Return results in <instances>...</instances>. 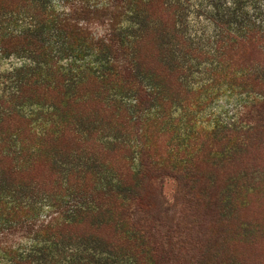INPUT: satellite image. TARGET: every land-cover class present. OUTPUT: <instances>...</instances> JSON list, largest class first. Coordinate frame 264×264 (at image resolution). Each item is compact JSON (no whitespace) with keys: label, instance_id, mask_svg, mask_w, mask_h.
<instances>
[{"label":"trees","instance_id":"trees-1","mask_svg":"<svg viewBox=\"0 0 264 264\" xmlns=\"http://www.w3.org/2000/svg\"><path fill=\"white\" fill-rule=\"evenodd\" d=\"M36 1L43 9L42 22L34 23L27 29L19 28L0 40L1 49L31 61L13 69L12 79L16 85L12 95L18 101L15 103L17 107L0 117V235H5L18 224L27 233H33L37 226V232L26 241L25 246L0 238V264H173L175 254L169 251V247L177 242L159 235L162 222L160 212H174L185 219L200 215L214 218L223 210L219 206V195L208 191L203 197L206 211L200 214L196 206L202 196H197L192 190L202 171L200 162L191 160L189 171L175 172L170 170L175 168L171 166V160H156V156L151 159V156L144 155L150 153L149 150L144 149L140 166L145 167V173L139 176L133 177L135 172L128 165H123L118 169L115 167L116 172L105 170L103 174H100L101 171L93 173L80 170L66 171L62 175L53 171L38 178L33 175L34 168L49 160L43 154L48 146H58L68 153L76 151L73 146H76L77 134L66 126V120L60 114L53 112L46 113L58 122L45 124L41 131H36L31 119L36 120L38 114L36 110L26 114L25 106H40L47 110L55 109L57 104L56 109L60 111L63 104L74 102L75 96H70L72 93L65 89L67 86L77 88L82 79H73L74 75L70 76L72 69L65 68L63 71L56 65L55 51L59 44L69 57H75L80 52L83 54L86 49L92 50L98 57L104 55L107 59L102 77L98 76L100 85L96 92L103 85L106 86L103 99L110 95L112 104H116L119 109L125 108L132 115L123 121L124 127L127 122V128L132 123L143 126V136L153 142L155 135L150 129L161 119L158 110L162 99L166 98L165 93L162 98L158 97L162 94L159 87H174L171 82L168 84L167 78L165 84V74L160 72L161 69L150 70L145 66L140 49L146 43H152L155 52L153 58L168 61L171 57L168 47L174 45L175 38H180L181 45L187 42L198 45V49L207 48V54L215 47L219 60L229 61L220 62L218 81L240 89L242 95L246 94L249 102L253 103L250 113H255L257 119L262 120L264 78L256 75L253 69L257 67L255 62L264 60L263 0ZM60 6L68 13H59ZM192 15L199 23L201 20L208 23L213 36L204 39V36L193 38L189 35ZM83 22L91 23L92 26H105L108 36H92L95 40L89 38L90 32ZM81 39L80 45L78 41ZM227 67L233 70L232 76L227 75ZM47 71L52 72V76L47 75ZM55 87H59V92H62V96L57 94L56 104L39 105L32 101L37 94L56 93ZM147 101L149 106L146 108L142 105ZM13 120L23 124L17 122L12 125ZM60 122L62 124L59 126ZM56 123L58 125L55 128ZM249 130L229 127L222 134L227 138L238 132L247 139L246 132ZM121 138L119 134L113 135L114 141L123 143ZM163 177L180 179L182 196L188 199L184 202L185 207L177 208V203L169 205L160 181ZM24 186L44 191L42 208L57 209L55 213L60 216L47 215L49 217L39 225L32 222L30 207L22 209L20 204L13 205V201L7 199L16 188ZM203 188L200 186L199 190ZM178 197L176 195V200ZM150 208H153L152 212ZM22 215L27 216L28 222L20 219ZM105 215H108L107 219ZM95 216L99 218V223L94 222ZM28 217L32 220L29 221ZM125 219L133 227L132 235L126 240L127 246L132 249L139 247L137 233L143 232L146 236L145 248L150 250L147 258L137 251L132 254L138 257L112 251L124 247L118 228L125 225ZM107 227L112 229V235L107 233Z\"/></svg>","mask_w":264,"mask_h":264},{"label":"rangeland","instance_id":"rangeland-1","mask_svg":"<svg viewBox=\"0 0 264 264\" xmlns=\"http://www.w3.org/2000/svg\"><path fill=\"white\" fill-rule=\"evenodd\" d=\"M262 2L264 5V0ZM38 3L36 0H0V40L19 28L27 29L34 23L42 22L43 9ZM58 10L59 13H68V10H62L61 6ZM190 19L192 26L188 34L193 38L204 36V39H208V36H213L208 23L202 20L199 23L194 15ZM86 22L83 24L88 27L89 38L95 40L92 36H108L105 26H92ZM82 38L85 39V36ZM175 39L174 45L168 47V53L171 55L168 61L153 58L155 52L152 43H146L140 49L143 54L141 60H144L145 66L150 70L161 69L160 72L165 74V84L167 78L168 84L171 82L174 87H159L162 94L158 97L162 98L165 93L166 98L162 99L158 110L161 119L150 129L155 135L153 142L147 141L143 136V126L132 123L131 127L127 128V122L124 127L123 121L132 115L125 108L119 109L116 104H112L110 95L103 99L107 91L106 86L103 85L104 88L96 92L100 85L98 76L102 77L105 70L106 57H98L97 53L87 49L83 54L78 51L79 55L69 57L60 49L59 44L55 51L56 65L63 71L65 68L72 69L70 76L74 75L73 79H82V83L77 86L79 89L68 86L65 89L76 99L70 104H63L58 111L57 94L62 96V92H59V87H55L56 93L41 96L37 94L32 99L39 105L56 104L55 109L46 110L39 108L40 106L26 105L24 111L29 114L30 111L36 110L37 119H31L36 131H41L45 124L51 125L57 120L49 117L46 112L60 114L66 120V126L77 134V143L73 146L76 151L68 153L58 146H48L43 154L49 160L43 157L48 161L36 165L33 175L41 178L43 174L53 171L63 175L66 171L80 170L93 173L101 171L100 174H103L105 170L116 172L115 167L118 169L128 165L131 171L135 172L134 177L145 173V167L140 166L141 155H149L151 159L156 156V160H171V166L175 168L169 169L182 173L189 171L191 160L199 161L202 171L193 184L192 192L202 198L196 206L199 207L200 214L206 211L203 197L208 194L205 191H208L219 195V206L221 205L223 210L219 213L220 216L214 218L200 215L185 219L180 215L176 216L174 212H160L162 222L159 235L177 242L169 247V251L172 250L175 254L173 264H264V117L258 120L255 113H250L253 103L249 102L246 94H241L240 89L218 81L220 74L217 70L220 69V62L229 61L219 60L215 47L207 54V48L198 49V45H190L187 42L181 45L180 38ZM82 41L83 39L78 41L80 45ZM6 45L9 46L7 43ZM1 48L0 44V117L17 107L18 101L12 95L16 85L12 79L13 69L24 65L25 62L31 63L25 57L12 55ZM255 66L257 67L253 72L264 78V60L255 62ZM46 70L47 64L43 72ZM226 70L227 75L232 76L233 70L230 67ZM153 72L162 78L156 71ZM51 73L47 71V75ZM142 106L147 108L148 101ZM263 115L264 113L261 114ZM17 122L19 121L13 120L11 123L14 125ZM19 124L23 122L20 121ZM61 124L62 122L59 126ZM57 125L58 123L55 128ZM229 127L250 129L246 132L249 138L245 139L243 133L236 132L227 139L222 132ZM118 134L122 136L123 143L113 140V135ZM144 149H148L150 153H145ZM182 159L181 164L179 161ZM160 181L169 205L177 203V208L185 207L184 202L188 199L182 196L183 185L180 179L163 177ZM200 186L205 188L199 190ZM39 189L24 186L16 188V191L7 197L13 201V205L20 204L22 209L30 207L33 220L29 217L28 220L37 222L38 225L49 217L47 215L60 216L55 213L57 209L42 208V197L45 193ZM176 195L180 196L177 200ZM150 211L152 212L153 208H150ZM19 217L28 222L26 215ZM104 218L107 219L108 215ZM98 219L95 216L94 222H98ZM124 223L125 225L118 228L124 247L112 251L138 257L132 254L137 251L147 258V252L150 250L145 248V234L136 232L140 239L139 247H128L126 240L132 235L133 227L126 219ZM35 231L27 233L20 229L18 224L5 235H0V238L25 246L26 241L36 234ZM107 233L112 235V229L107 227Z\"/></svg>","mask_w":264,"mask_h":264}]
</instances>
